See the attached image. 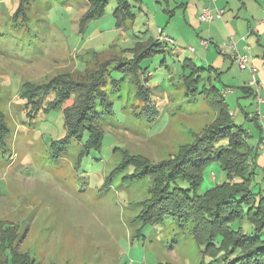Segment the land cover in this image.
Masks as SVG:
<instances>
[{
    "label": "rangeland",
    "instance_id": "rangeland-1",
    "mask_svg": "<svg viewBox=\"0 0 264 264\" xmlns=\"http://www.w3.org/2000/svg\"><path fill=\"white\" fill-rule=\"evenodd\" d=\"M85 2L0 0V112L8 127L0 144V264H9L8 253L24 264H225L220 258L215 261L198 244L192 220L182 229L172 217L143 226L138 215L154 190L155 179L148 174L133 181L127 179L134 171L132 166L119 169L123 149L159 161L174 155L213 122L217 114L213 95H186L180 75L187 70L186 60L195 57L186 46L168 43L166 52L143 62L152 73L146 79L152 86V99L161 105L160 119L145 117L136 93L134 69L126 76L113 70L104 87L114 101L113 114L102 118L105 138L100 150L82 153L86 134L83 140L73 139L67 151L58 156L61 145L56 141L66 136L63 109L29 116L30 105L19 95L25 81H46L60 72L80 76L81 58L88 63L85 74L89 75L97 64L96 57H121L120 35L112 15L93 20L89 29L79 33L75 20L81 12L74 20L64 11L81 8ZM132 2L135 16L126 30L130 47L153 35L160 15L165 13L157 0ZM113 5L111 2L106 12H112ZM21 11L28 16L25 21ZM84 48L108 49L101 55L77 54ZM196 63L204 68L206 87L213 81L224 88L217 80L220 72L200 60ZM228 76L233 73L228 72ZM114 79L120 81L119 90H115ZM233 89H240V93L230 95L228 108L235 122L249 132L248 143L260 160L264 155V104L255 97H243L241 87L227 90ZM260 97L264 101V93ZM203 176L198 194L228 180L218 161L210 162ZM183 186L187 187L186 183ZM251 188L257 197L264 194V166L257 167L252 175ZM239 224L251 231L247 219Z\"/></svg>",
    "mask_w": 264,
    "mask_h": 264
},
{
    "label": "trees",
    "instance_id": "trees-1",
    "mask_svg": "<svg viewBox=\"0 0 264 264\" xmlns=\"http://www.w3.org/2000/svg\"><path fill=\"white\" fill-rule=\"evenodd\" d=\"M21 1L27 3L35 0ZM85 1L88 9L81 19L82 30L92 20L100 18L111 2L115 3L113 14L119 28L135 16L132 13V0ZM19 13L24 15L22 18L25 21L28 17L25 12ZM14 17L18 19L19 14ZM135 45L130 50L121 51V57L103 60L96 57L97 64L89 75L85 74L89 71L86 62L80 76L60 72L46 81L30 80L22 84L19 95L30 105H27L30 117L41 111L48 113L63 109L66 136L56 141V144L61 145L56 155L66 152L73 139L83 140L86 134L88 139L83 145V154L102 148L105 138L102 118L113 114L114 104L110 92L104 87L112 77L113 70L126 76L128 71L134 69L132 72L136 78L142 111L148 120H155L158 108L152 101L151 85L146 79L152 73L143 62L157 53H164L168 43L156 37L154 40L139 41ZM95 55L101 54L95 52ZM115 63L117 67L113 66ZM186 66L187 70L182 73L186 95L193 98L204 94L213 95L217 114L202 133H195L193 141L181 145L174 155L165 159L154 161L144 154L122 150L119 169L125 171L130 166L134 168L127 179L134 181L148 174L155 179L154 190L144 202V209L138 218L146 226L163 223L166 218L172 217L180 229L188 220H192L195 222L196 241L215 261L220 258L225 264H264V194L260 193L257 197L251 188L252 175L257 167L254 166L256 156L248 143L249 132L235 122L220 90L215 85L206 87L204 68L192 59L186 60ZM137 72L141 73L140 77ZM118 81L114 79L112 82L115 90L120 89ZM203 83L205 85L202 88ZM250 92L254 95L252 88ZM51 94H54L52 98ZM45 101L48 103L45 104ZM68 102L70 104L65 105ZM7 128L4 115L0 112V144L7 136ZM212 161L219 162L228 180L215 185L205 194H198L197 188L204 178V170ZM117 171L114 170L113 175ZM184 183L187 187L183 186ZM244 219L250 223V232L239 224ZM7 255L9 259L11 257L9 264H24L15 254Z\"/></svg>",
    "mask_w": 264,
    "mask_h": 264
},
{
    "label": "crops",
    "instance_id": "crops-1",
    "mask_svg": "<svg viewBox=\"0 0 264 264\" xmlns=\"http://www.w3.org/2000/svg\"><path fill=\"white\" fill-rule=\"evenodd\" d=\"M157 5L164 7L165 11V13L160 15V24L157 25V27L163 28L168 36L174 39V44L177 45L176 47L179 46L178 44H183L186 48L193 52L195 57L192 60L195 63L197 60H200L203 65L209 66L213 68L215 72L221 73L217 80L223 84L224 88H219L213 81L212 85H215L220 90V94L226 99V101L230 95L240 93V89L238 91H234L235 89H233V92L225 93V90L230 89L231 87L234 88V86L242 88L241 93L242 95H245L243 97H255L258 102L260 101V96L264 93V0H157ZM114 6L115 3L112 7V12H106L107 7L103 15L109 14L114 17L118 34L120 35L118 43H120L119 46L121 51L130 50L136 46L135 42L132 47H130L131 43L128 39L130 34L126 32V30L130 28L128 23L131 20L126 22L123 28H119L117 26L116 17L113 14ZM207 7H210L213 13H216L219 8L225 9V12L221 17H215L212 22L202 21L200 19V15ZM87 9V1L81 8L74 7L73 10L64 9V11L68 12L74 20L75 15L81 12L80 18L77 21L75 20V23H78L79 33H83L92 25L93 20L89 22L88 26L84 30H82L80 25L82 16L86 13ZM157 16L156 11L154 14L155 21L157 20ZM156 32L153 31V35L148 37L145 36L140 41H147L150 39L154 40L157 37L155 35ZM231 40L235 42L240 53L249 57V66L255 69V78L260 86L258 93L256 87L250 84L252 76L249 68L241 69L239 67L233 69L235 66L238 67L239 65L234 60L233 51L231 48H228ZM107 49L108 48L96 51L92 48H84L83 50L80 49V51L76 52L77 54L81 52H88L92 55L95 52L102 53ZM166 51L167 47L165 52ZM81 61L78 62L80 67L85 64L84 59L81 58ZM239 69L245 71L242 73ZM228 72H232L233 76H228ZM244 73H247V75ZM182 75L183 74L181 73V79ZM243 78L245 79L242 84L241 81ZM209 82H211V78ZM155 87L157 88V86ZM136 88L137 93V84ZM250 88L254 91L253 96L250 92ZM152 101L158 108V113L156 114L155 119H160L161 112L159 108L161 105L156 103L155 99H152ZM260 102L264 104L263 100ZM230 113L233 117L235 116L232 111H230ZM257 113H259V110ZM255 161L254 166L258 168L264 166V155H261L260 160L256 157ZM213 174L216 177V174Z\"/></svg>",
    "mask_w": 264,
    "mask_h": 264
},
{
    "label": "built area",
    "instance_id": "built-area-1",
    "mask_svg": "<svg viewBox=\"0 0 264 264\" xmlns=\"http://www.w3.org/2000/svg\"><path fill=\"white\" fill-rule=\"evenodd\" d=\"M210 1H215V0H210ZM224 12H225V9L219 8V9H217L216 13H213L212 9L210 7H207L201 13L200 19L202 21L212 22L215 19V17H221L224 14ZM157 38H159L160 40H163L167 43H174V39L171 38L170 36H168V34L161 27H158V29H157ZM228 48H231V50L233 51L234 60L237 62V64L239 65V67L241 69H246V68L250 69L251 76H252L250 84L256 87V90L258 93L260 90V86L258 85L256 78H255V76H256L255 75V69L251 68L249 66V57L238 51L236 44L233 40L230 41ZM228 92H229V90H225V93H228ZM260 101H262V100L260 99Z\"/></svg>",
    "mask_w": 264,
    "mask_h": 264
}]
</instances>
